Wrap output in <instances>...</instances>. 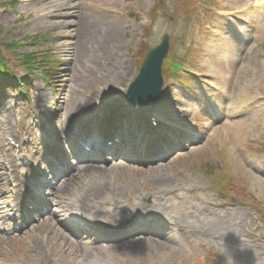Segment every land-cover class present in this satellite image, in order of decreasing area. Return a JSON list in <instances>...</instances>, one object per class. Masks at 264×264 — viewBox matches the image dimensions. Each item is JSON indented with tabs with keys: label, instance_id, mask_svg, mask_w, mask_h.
<instances>
[{
	"label": "rangeland",
	"instance_id": "obj_1",
	"mask_svg": "<svg viewBox=\"0 0 264 264\" xmlns=\"http://www.w3.org/2000/svg\"><path fill=\"white\" fill-rule=\"evenodd\" d=\"M156 1L18 0L16 6H0L3 58L14 66L13 58L50 46L60 66L55 94L38 72L29 76L15 68L29 78L47 121H54L49 133L57 141L47 144L30 127L33 117L23 107V96L14 91L4 96L6 103L18 102L21 120L29 121L22 128L14 109L0 110V206L19 190L14 184L21 167L9 144L16 135L31 131L33 156L43 145L66 150L67 140L90 132L110 104L141 108L130 105L126 93L138 74L143 41L154 47L169 34L174 54L180 55L192 45L189 65L198 83L211 87L209 97L200 89L192 95L171 78L161 101L144 106L169 112L176 129L195 141L180 154L146 166L121 156L111 162H82L60 184L55 209L39 224L12 233L1 216L0 264H264V217L252 205L264 210V9L254 0H215L225 9L217 13L225 16L210 12L200 17L196 0H164L158 6ZM38 34L50 35L39 39L43 43L21 48L24 37ZM12 42L19 47L7 51L5 44ZM41 159L42 153L38 164ZM207 162L229 169L237 185L229 193L234 199L213 189L203 169ZM95 192L99 195L92 197ZM83 201L89 205L80 206ZM95 214L123 226L127 236L107 233L110 239L99 241L102 234L92 240L84 232L86 238L81 237L79 221L92 223ZM116 239L125 241L124 247ZM168 239L193 243L183 252Z\"/></svg>",
	"mask_w": 264,
	"mask_h": 264
},
{
	"label": "trees",
	"instance_id": "obj_2",
	"mask_svg": "<svg viewBox=\"0 0 264 264\" xmlns=\"http://www.w3.org/2000/svg\"><path fill=\"white\" fill-rule=\"evenodd\" d=\"M163 1L164 0H157L156 6L161 4ZM178 1H182V0H178ZM15 4H16V1L8 0L6 3H0V6L15 5ZM153 16H154V13H153ZM137 19H139V17ZM25 38H26V40L39 42V39L37 36H27ZM16 47H17V44L12 42V43L6 45L5 49L11 51V50H14V48H16ZM44 49L40 50L38 53H30L28 55H24V54L21 55L19 58H17L18 59V65H22L27 70L30 71L32 68H34L32 64L35 63V68L38 67L39 70H41L42 72L49 75L52 68L55 67L56 64H58V59L55 57V55L52 52H50L49 49H45V50ZM147 50H148V47H146V42L143 41V43L139 49V53H138V55L141 56L140 58H142V59L144 58ZM4 59L5 58H3V56L0 57V75L5 74L3 65L1 64V62L3 63ZM164 66L167 68V62H165ZM188 81L192 82V80H187V82ZM22 85H23L24 89L29 92V87H28V84H27L25 79H23ZM205 165L206 166H204L203 169H205L206 174L211 177L213 188L216 191H218L224 195H227V197L231 198L228 191L231 187L233 188L234 184L231 183L230 181H228L226 178V175L228 174L229 169H227V168L223 169L219 163H216V164L214 163V165H213L212 162H207ZM252 202H254V201H252ZM252 205L255 208H257V210L264 217V212H263L264 210L261 208V206L257 205L256 202L252 203ZM208 263L214 264L215 261L208 260Z\"/></svg>",
	"mask_w": 264,
	"mask_h": 264
},
{
	"label": "water",
	"instance_id": "obj_3",
	"mask_svg": "<svg viewBox=\"0 0 264 264\" xmlns=\"http://www.w3.org/2000/svg\"><path fill=\"white\" fill-rule=\"evenodd\" d=\"M169 42V36L166 35L158 46L148 51L138 75L127 92V98L131 103L147 105L158 100L164 84L162 65L169 51Z\"/></svg>",
	"mask_w": 264,
	"mask_h": 264
},
{
	"label": "bare ground",
	"instance_id": "obj_4",
	"mask_svg": "<svg viewBox=\"0 0 264 264\" xmlns=\"http://www.w3.org/2000/svg\"><path fill=\"white\" fill-rule=\"evenodd\" d=\"M254 2H255V5L261 10V9H264V0H254ZM116 29V28H115ZM115 29H114V31H115ZM123 61H121V63H122ZM120 62H119V64H121ZM122 64H126L125 62H123ZM96 130H97V127L95 128ZM104 132V131H103ZM99 195V192H95V194H93L92 195V197H95V196H98ZM89 204L87 203V202H85V201H83V202H81L80 203V206H88ZM92 219H94V220H102V221H105V220H109L108 218H106V217H104L103 215H101V214H95V215H93L92 216ZM85 220H87V219H84V221ZM85 222H89V221H85ZM155 236H159V235H155ZM117 242L116 243H118L119 244V246L120 247H124V245H123V243H125V241H121L120 240V242H118L119 240H116ZM167 242H169V243H172V245H174L175 246V248L176 249H178V250H181V251H183V252H188V251H190V249H191V246H192V243H193V241H186V242H183L181 245H178V244H175L174 243V241H170L169 239L167 240ZM168 243V244H169Z\"/></svg>",
	"mask_w": 264,
	"mask_h": 264
}]
</instances>
